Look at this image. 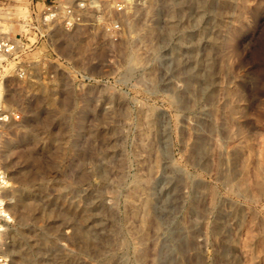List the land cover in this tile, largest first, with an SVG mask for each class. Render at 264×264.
<instances>
[{
  "label": "rangeland",
  "instance_id": "1",
  "mask_svg": "<svg viewBox=\"0 0 264 264\" xmlns=\"http://www.w3.org/2000/svg\"><path fill=\"white\" fill-rule=\"evenodd\" d=\"M41 1L0 0L27 43L0 124L11 264H264V0H121L117 39L29 45Z\"/></svg>",
  "mask_w": 264,
  "mask_h": 264
},
{
  "label": "built area",
  "instance_id": "2",
  "mask_svg": "<svg viewBox=\"0 0 264 264\" xmlns=\"http://www.w3.org/2000/svg\"><path fill=\"white\" fill-rule=\"evenodd\" d=\"M123 9L121 0H42L40 9L31 13L26 25L33 34L29 45L36 44L44 31L54 26L66 30L95 27L117 39L122 32ZM26 46L20 37L0 35V124L21 119L18 109L3 99V87L7 77L26 78V66L18 60L20 50ZM10 187V177L0 168V264H11L8 235L15 222L8 196Z\"/></svg>",
  "mask_w": 264,
  "mask_h": 264
},
{
  "label": "bare ground",
  "instance_id": "3",
  "mask_svg": "<svg viewBox=\"0 0 264 264\" xmlns=\"http://www.w3.org/2000/svg\"><path fill=\"white\" fill-rule=\"evenodd\" d=\"M176 3H177V2H176ZM181 10H183V9H181ZM182 12H183V11H182ZM179 13H180V12H179ZM179 13H178V15H179ZM180 15H181V14H180ZM92 28H93V27H92ZM92 30H93V29H92ZM93 32H95V29H94ZM93 32H92V33H93ZM92 33H91V34H92ZM96 33H97V32H96ZM94 34H95V33H94ZM93 36H94V35H93ZM91 37H92V35H91ZM92 38H93V37H92ZM88 42H89V41H88ZM131 59H132V58H131ZM21 97L23 98V96H21ZM21 97H20V98H21ZM23 99H24V98H23ZM35 103H37V101H36ZM31 107H32V106H31ZM32 110H34V112H37V110H38V104H35V105L33 104ZM19 247H20V246H19ZM15 252H16V251H15Z\"/></svg>",
  "mask_w": 264,
  "mask_h": 264
}]
</instances>
